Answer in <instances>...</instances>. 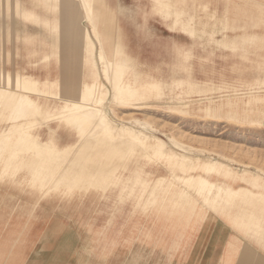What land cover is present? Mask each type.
I'll list each match as a JSON object with an SVG mask.
<instances>
[{
  "label": "bare ground",
  "instance_id": "6f19581e",
  "mask_svg": "<svg viewBox=\"0 0 264 264\" xmlns=\"http://www.w3.org/2000/svg\"><path fill=\"white\" fill-rule=\"evenodd\" d=\"M134 1L143 21L148 17L159 21L168 32L173 33L170 24L183 16L181 26L187 28L190 41L164 35L144 43L145 38L153 35L145 27L132 45L124 21L109 0H0V16L7 18L8 24L13 15L40 24L48 31L20 36L9 30V24L5 34L0 32V204H25L24 208H31L19 214L13 210L0 211V232L4 233L0 237V249L14 238L7 229L11 218L37 217L35 209L43 202L73 204V192L81 186L86 190L78 202L105 204L101 211L107 217H130L134 211H142L136 201L156 200L163 189L162 181L152 178L150 182L141 169L148 160L157 162V154L166 152V147L157 144L158 136L148 126L118 124L108 116V110L111 104L154 103L162 94L160 84L170 91L176 69L187 73L181 79L177 92L180 95L170 99L168 108L181 116L197 107L203 110L196 117L199 121L226 118L247 128L255 122V117L264 115V90L257 89L264 79L259 73L264 68V30L257 36L245 31L244 41L237 39L239 35L226 39L223 32L228 30L235 8L233 0H193L192 6L191 0ZM249 2L240 0L247 6ZM36 8L47 15L40 14ZM47 38L50 41L44 40ZM18 40L26 50L28 69L8 63L11 57L19 55ZM215 48L233 54L243 63L256 61L255 75L250 79L247 76L231 79L221 70L217 81L215 76L200 78L202 71L214 74ZM200 50L206 53L204 57ZM200 62L205 63L203 70ZM216 91L219 95L215 96ZM173 100L177 105H172ZM137 148L142 156L126 159L123 164L126 173H115L118 164L113 163V158L122 150L131 156ZM187 155L190 157L182 156V160L173 163L193 168L198 163L191 154ZM93 163L99 167H90ZM225 163L217 159L204 172L186 174L181 181L191 192L209 196L213 184L225 178L222 176ZM104 166L113 170L108 172L110 169L105 170ZM168 168L166 165L165 169ZM20 170L25 172L19 174ZM95 171L109 175L103 180L105 187L101 194L97 191L100 183L91 175ZM83 176H87L84 185ZM108 186L116 190H107ZM11 189L19 190L21 195ZM220 195L215 194L216 210L229 212L241 225L245 237L264 249V190L254 192L236 183L221 204ZM124 209L126 215L122 216ZM125 227L126 224L119 226ZM243 248L251 249L249 245ZM239 249L242 253V243ZM228 257L227 254L225 262Z\"/></svg>",
  "mask_w": 264,
  "mask_h": 264
},
{
  "label": "crops",
  "instance_id": "0c3cea01",
  "mask_svg": "<svg viewBox=\"0 0 264 264\" xmlns=\"http://www.w3.org/2000/svg\"><path fill=\"white\" fill-rule=\"evenodd\" d=\"M109 2L116 8L117 16L124 21L123 27L132 45H135L137 34L145 27L153 35L145 38L144 43L149 44L164 35H173L179 41H190L185 31L187 28L184 30L181 26L183 16L170 24V27H174L172 33L164 30V26L152 18L143 21L136 11L134 0ZM36 9L40 14L47 15L41 9ZM233 10L228 30L223 32L226 39L239 35L237 39L244 41L245 31H250V36H257L264 30V25L255 24L256 16H261L263 11L255 13L247 8ZM166 18L170 21L169 17ZM9 22V30L20 36L48 32L40 24L22 21L13 15ZM9 24L7 18L0 16L1 33L7 32ZM44 40L50 41L49 38ZM18 46L19 55L11 57L8 63L28 69L26 50L21 40H18ZM186 73L179 68L173 72L170 91H165L167 87L159 81L163 88L159 89L162 92L159 99L177 98L182 76ZM261 84H264V79ZM261 84L257 89L263 91L264 86ZM173 155L177 154H157L159 157L154 170L148 171L145 166L142 167L141 173H146L147 180L151 182L152 178H159L163 189L152 203L135 202L142 207L139 215H135L134 211L130 217H107L102 215L100 204H67L63 208L68 211L63 215L50 212L37 217L11 218L7 229L14 234V238L0 249V264H7L11 260L14 264H239L241 257L242 264H264V249L257 248L255 243L245 237L236 218L229 212L220 213L216 210L212 194L206 197L193 194L187 184L181 181V170L177 168L181 166L172 162L176 160L172 158ZM161 164L169 166L166 169L168 175L161 173L160 169H164L160 167ZM242 185L254 192H262L264 178L244 174ZM223 191H230L229 184L224 185ZM122 224H126V227L121 229L119 226ZM3 234L0 232V237ZM241 243L242 253L241 249L237 250ZM247 245L251 249L243 248ZM227 254L229 257L225 262Z\"/></svg>",
  "mask_w": 264,
  "mask_h": 264
},
{
  "label": "rangeland",
  "instance_id": "374dc122",
  "mask_svg": "<svg viewBox=\"0 0 264 264\" xmlns=\"http://www.w3.org/2000/svg\"><path fill=\"white\" fill-rule=\"evenodd\" d=\"M239 1L240 0H233L235 8H247L249 10H253L255 13L263 11L261 16H256L255 24L257 26L264 25V0H248L250 1V6L241 4ZM222 4L223 2L220 3L221 6ZM205 14L206 13L202 11L203 19H206ZM218 29H220V26H218ZM217 36L220 38L221 34H218ZM215 50L217 56L215 57L216 68L214 74H206L202 71L199 73L200 78L215 76L217 81L221 77V70L230 76L231 79H236L242 76H247V78L250 79V77L255 75L256 72L254 71V67H256V64L254 63H256V61L243 63L240 59H237L236 56L225 50L220 48H215ZM205 54L206 53L203 50H200L201 56L204 57ZM201 60H204V58ZM204 65L205 63L200 62V69L203 70L202 67ZM259 73L264 75V68L261 72L259 71ZM260 86H264V84H261ZM213 95L216 96L219 94L216 91ZM171 102L172 101L168 97H165L162 98V100L158 99L154 101V103H147L143 105L111 104L108 110V116L116 123L122 124L126 127L148 126L151 131L158 136L156 142H158L160 146L166 147L167 153L177 154L172 156V158L176 159L172 162L182 160V156L190 157L187 154H191L192 158L198 164L193 166V168L177 167L181 170V174L179 176L181 178L186 174L191 176L199 172H204L207 165L217 159L226 162L223 164L222 169V176L225 178L215 182L214 184L211 182L214 185L211 192L212 198L215 200V194H221V198L218 202L219 204L222 203L223 197L228 198V195H225L228 191H223L225 184H229L230 190H233L234 184L242 183V175L244 174H252L257 176V178H264V115H259L255 118L253 117L255 119L254 123L249 125L247 128H241L236 120H228L226 118H218L217 121L211 122L199 121V118L196 117L202 113L203 110L197 109V107H193L194 110L192 109L189 114L181 116V114H178L175 110L168 108V106L171 105ZM176 102V100H173L172 105H177ZM133 106H138L137 110L132 109ZM239 117L240 116H238V118ZM133 153L134 154L130 156V152L126 153L125 150H122L117 157L113 158V163L115 162L118 164L115 173H126V170H123V164L126 162V159L129 160L134 157L142 156V152L138 150V148L135 149ZM122 156L124 159L121 160ZM83 163L84 162H82V165H86V163ZM156 163L157 162L155 161L148 160L144 166L148 171L151 169L154 170ZM176 165L179 164L176 163ZM90 167L95 168L99 166L93 163ZM160 167H164V169H160L161 173L168 175V171L165 169V166L161 164ZM94 168H91L90 170ZM111 168L109 167L110 171L108 172L113 170V167ZM104 169L109 170L105 166ZM225 169H228L227 172ZM90 170L86 172L89 173ZM22 172L24 173L25 170L18 171L19 174ZM108 172L104 173L105 177L100 175L101 173L98 171L91 173L93 179L101 185L100 187H97L98 193L103 192L101 191L105 187V181L103 180L107 179L109 176ZM83 179L84 181L82 182V185L85 184L87 176H83ZM89 189L94 190L93 188ZM106 189L116 190L111 186H108ZM85 190L86 189L82 186L75 188V192H73L75 202H72L73 204H81L77 199L85 193ZM11 191L16 192L17 195H21L19 190L11 189ZM192 193L201 196L199 193ZM12 203H14V200ZM24 206L25 204H0V211L8 212L13 210L18 213L27 210L30 211L31 208L27 209L24 208ZM51 206H55L56 208H47ZM64 206H67V204H44L43 202L35 210L38 215H47V213L50 212H56L59 215H63L62 213L68 211L63 208ZM100 206H102L103 209L106 208L105 204H101ZM124 206H126V204ZM123 211L124 212L120 215L125 216L126 210L124 209ZM104 214H106V212H104ZM135 215H139V213L136 211Z\"/></svg>",
  "mask_w": 264,
  "mask_h": 264
}]
</instances>
